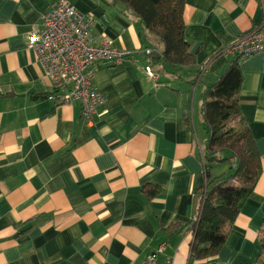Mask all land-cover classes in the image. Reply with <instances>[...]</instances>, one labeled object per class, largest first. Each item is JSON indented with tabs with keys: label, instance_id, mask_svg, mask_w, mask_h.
<instances>
[{
	"label": "crops",
	"instance_id": "1",
	"mask_svg": "<svg viewBox=\"0 0 264 264\" xmlns=\"http://www.w3.org/2000/svg\"><path fill=\"white\" fill-rule=\"evenodd\" d=\"M55 0H0V264H259L264 243V53L240 60L241 115L261 176L215 257H190L206 184L201 95L234 57L226 48L262 22V0H186L185 38L196 65L145 74L140 23L109 0H68L95 19L92 34L129 53L99 62L105 98L92 125L80 102L57 105L27 49ZM233 159L229 162L232 164ZM223 171L208 169L210 179ZM146 187L157 191L148 197Z\"/></svg>",
	"mask_w": 264,
	"mask_h": 264
},
{
	"label": "trees",
	"instance_id": "2",
	"mask_svg": "<svg viewBox=\"0 0 264 264\" xmlns=\"http://www.w3.org/2000/svg\"><path fill=\"white\" fill-rule=\"evenodd\" d=\"M120 13L140 23L138 36L146 47L147 66H161L175 72L196 65L185 38L183 19L186 0H109ZM150 51L149 55L145 52ZM241 58L235 56L218 80L201 95V120L209 137L202 158L206 184L200 193L199 214L191 228L190 257L204 261L215 257L227 239L242 207L261 176V160L251 133L241 115L239 95L244 78ZM235 123L233 126L232 124ZM234 160L233 173L210 179L213 164ZM148 197L157 191L146 187ZM264 264V243L261 246Z\"/></svg>",
	"mask_w": 264,
	"mask_h": 264
},
{
	"label": "built area",
	"instance_id": "3",
	"mask_svg": "<svg viewBox=\"0 0 264 264\" xmlns=\"http://www.w3.org/2000/svg\"><path fill=\"white\" fill-rule=\"evenodd\" d=\"M261 8V24L235 39L226 48L225 55L243 59L264 53V0ZM94 24L93 17L73 9L68 0H55L51 9L41 16L39 29L31 33L27 44L51 84L52 94L47 100L57 105L80 102L83 121L89 125L105 103V98L92 88L93 67L99 62L119 66L129 56L128 52L115 50L105 37L101 41L95 37L92 34ZM145 54L149 55L150 51ZM145 74L150 79L156 78L149 67L145 68ZM163 250L164 245L149 254L145 264H156V255Z\"/></svg>",
	"mask_w": 264,
	"mask_h": 264
},
{
	"label": "rangeland",
	"instance_id": "4",
	"mask_svg": "<svg viewBox=\"0 0 264 264\" xmlns=\"http://www.w3.org/2000/svg\"><path fill=\"white\" fill-rule=\"evenodd\" d=\"M234 124L235 123H233L232 126ZM233 165H234V161H232V164H230V162H224L222 164H214V167H215V169L218 168L219 170L223 171V173H222L223 176L221 178H226L233 173V167H234ZM210 167H212V165Z\"/></svg>",
	"mask_w": 264,
	"mask_h": 264
}]
</instances>
